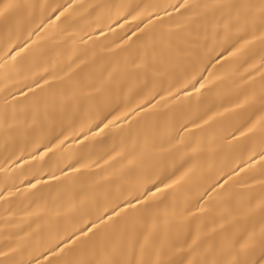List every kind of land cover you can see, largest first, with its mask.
I'll use <instances>...</instances> for the list:
<instances>
[{
  "label": "bare ground",
  "instance_id": "bare-ground-1",
  "mask_svg": "<svg viewBox=\"0 0 264 264\" xmlns=\"http://www.w3.org/2000/svg\"><path fill=\"white\" fill-rule=\"evenodd\" d=\"M17 2L0 18V264L242 261L264 228V0ZM216 3L247 22L226 29Z\"/></svg>",
  "mask_w": 264,
  "mask_h": 264
},
{
  "label": "snow or ice",
  "instance_id": "snow-or-ice-1",
  "mask_svg": "<svg viewBox=\"0 0 264 264\" xmlns=\"http://www.w3.org/2000/svg\"><path fill=\"white\" fill-rule=\"evenodd\" d=\"M22 5H20L17 0H7V2L0 3V18H3L4 20H9L11 16L19 9ZM180 8H187L189 5L187 4V0H184V3L179 5ZM196 7H200L197 5ZM205 8L210 7V5H204ZM211 7H215L218 9H227L228 10V18L225 21L224 27L226 29H230L233 26V23L240 24L243 20L244 23L247 22V17H242L240 14V7L239 5H233V4H222V3H216L215 5H211ZM243 7L246 8H252V5H245ZM235 10L236 14L235 17L232 16V11ZM260 10L262 13H264V3L260 5ZM261 19H264V15L261 16ZM47 82V81H45ZM31 86H29V91H31ZM43 103L40 100H35L34 104L37 108ZM264 127V125H262ZM161 191L159 187L156 188V192ZM151 195H155V193L151 192V190L147 192L141 193L140 196L136 197V204H139L140 201L147 202V198ZM136 204H134L131 200L128 201L127 207L128 208H135ZM118 215V213H117ZM104 218H100V223H104ZM95 222H93L92 227H95ZM85 231H91V228L85 230ZM241 251L244 255V259L237 260L236 264H264V228L261 229L259 236L255 232L250 233L248 235V238L245 240V242L241 245ZM67 264H73L72 261H68ZM129 264H131V261H129Z\"/></svg>",
  "mask_w": 264,
  "mask_h": 264
}]
</instances>
